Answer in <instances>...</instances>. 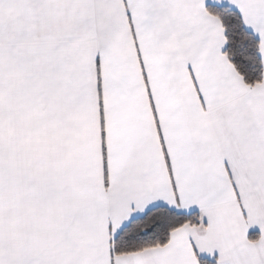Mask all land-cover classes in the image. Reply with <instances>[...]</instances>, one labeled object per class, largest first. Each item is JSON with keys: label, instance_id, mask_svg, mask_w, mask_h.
<instances>
[{"label": "snow or ice", "instance_id": "6c2138e0", "mask_svg": "<svg viewBox=\"0 0 264 264\" xmlns=\"http://www.w3.org/2000/svg\"><path fill=\"white\" fill-rule=\"evenodd\" d=\"M0 264H264V0H0Z\"/></svg>", "mask_w": 264, "mask_h": 264}]
</instances>
